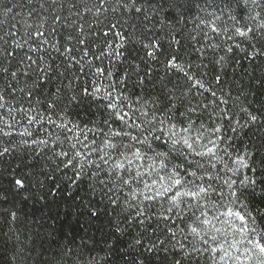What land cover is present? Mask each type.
Segmentation results:
<instances>
[{"label":"trees","instance_id":"1","mask_svg":"<svg viewBox=\"0 0 264 264\" xmlns=\"http://www.w3.org/2000/svg\"><path fill=\"white\" fill-rule=\"evenodd\" d=\"M137 6L145 11L122 9L117 0L103 5L101 0H0V56L4 49L18 53L17 59L26 53L33 59L42 55L46 69L39 73L43 88L34 86L38 72L35 64L28 68L27 59L20 70L29 76L13 79L0 73V153L8 149L0 156V264H175L193 246L201 252L215 246L231 253L221 261L220 251L215 264L264 261L237 230L240 221L224 215L229 208L250 212L255 226H264V54L252 46L264 36L259 29L264 0H138ZM237 27L253 32L242 37L235 34ZM54 44L72 51L61 55ZM37 45L41 52H28ZM172 57L174 67L167 63ZM52 94L56 106L49 109ZM109 102L127 113L128 125L140 127L116 120ZM122 128L147 142L111 135ZM169 129L191 137L200 151L212 147L210 140L216 142L215 156L202 162L210 174L218 173L216 188L223 194L201 199V207L186 211L187 225L175 216L167 224L151 220L142 225L132 219L136 205L144 206L140 202L149 189L162 192L169 186L177 162L173 154L164 167L163 158L155 155L167 151ZM127 143L133 146L125 148ZM137 149L139 156L134 155ZM76 153L73 168L68 161ZM238 156L246 157L249 167L233 176L229 169L236 167ZM115 163L124 165L116 175L127 178V186L109 182ZM97 164L103 171L94 177ZM244 176L260 183L247 189L253 195L232 203L227 181L237 180L234 188L244 191L239 184ZM22 177L27 178L23 188L15 184ZM129 190L136 193L135 201L128 199ZM110 197L120 206L110 204ZM160 206L168 207L163 196ZM201 213L209 223L196 221ZM191 227L199 235L191 234ZM212 255L203 253L199 264H214Z\"/></svg>","mask_w":264,"mask_h":264},{"label":"snow or ice","instance_id":"2","mask_svg":"<svg viewBox=\"0 0 264 264\" xmlns=\"http://www.w3.org/2000/svg\"><path fill=\"white\" fill-rule=\"evenodd\" d=\"M55 2V0H53ZM105 0H101V4L103 5ZM29 3H31V0H29ZM118 5L122 9H131L134 10L135 13H142L145 11L143 7H138L137 3L138 0H117ZM253 3H255V0H253ZM8 11H12L11 8L8 9ZM55 19H59V17H56ZM115 27V25H112L109 28V32L112 31V29ZM259 29L264 32V24L259 25ZM253 32V29H247V31H241L239 27L235 29V34L242 36V37H248L250 33ZM109 33L105 32L104 35L107 36ZM37 35L43 37L44 33L40 32L37 33ZM113 35L115 33L113 32ZM73 37L69 36L67 39L71 40ZM0 39H4L3 37H0ZM255 39V37H253ZM6 42V41H5ZM41 43H47L46 40L41 41ZM78 43L83 45L85 44L84 39H78ZM254 48L259 47L260 53L264 54V36L261 37V39L256 43L252 45ZM21 45L17 44L16 48H20ZM147 47V46H145ZM53 48L60 52L61 55H64V53H70L72 49L70 48H63V50L60 47H57L55 44L53 45ZM229 51H232L231 48L228 49ZM40 45H37L35 48L29 47L28 52H41ZM88 53L85 52L84 55L86 56ZM119 55V53H117ZM149 55H153V53H149ZM18 53H16L13 50L4 49V55L0 56V73L2 74H11V77L13 79H16L18 76H29V72L27 70H24L21 72L20 65L23 64L24 59L28 60V68H31L33 64L36 66V70L38 72L37 81L34 82V86L37 88H43L45 81L42 80L39 73H42L46 71V69L42 68V62H43V56L37 57L36 59H33V57L29 54H25L24 57L17 59ZM176 58L172 57V59L168 60L167 63L170 66H175L174 60ZM13 64H15V67H13ZM97 72L100 74L104 73L103 69L97 68ZM7 87H12L11 84L7 85ZM97 91H99L97 89ZM85 95L88 94V90L84 89ZM53 95V101L49 102L47 107L49 109L54 108L55 105V99L56 94ZM3 95H0V100H3ZM72 99H76V97H73ZM0 107H3V104H0ZM108 108L112 110V114L115 116L116 120L120 121L122 124L126 125L127 127H137L139 128L140 125L133 122L131 125H128V122L126 121L125 117L127 116V113H121L118 110V105L114 102H109L107 105ZM26 115V114H25ZM146 115V114H145ZM183 115V114H181ZM29 121L31 122V117H28ZM171 118H169L170 120ZM251 120L254 122L256 120L255 116H251ZM51 122V121H50ZM161 124V136L164 134V127L165 124L164 120L159 121ZM61 128L64 127V125H60ZM172 128H175V125H172ZM183 132L188 133L190 132V128H183ZM215 131H220L219 128L215 129ZM233 131H236V129H233ZM9 133H5V135H8ZM111 135L113 137H122L127 138L129 141H132L134 143L138 144H145L147 142V137L144 139H141L140 136L133 135L132 132L128 130H124L123 128L121 131H112ZM154 139H160V137H153ZM191 141V142H190ZM123 142V141H121ZM40 143H44V141H40ZM209 144L212 145V147H208L207 145L204 146V150L200 151L196 148V141L192 140L191 137H180L178 133L173 131L172 129L168 130V141L166 143L167 151H160L156 152L155 155L158 157L163 158L164 167H167V162L170 160V158L173 157V154H175L176 163L172 164L171 172L168 175V179L170 181L169 186L163 187L162 192L156 191L155 193H151V189H149V194L144 195V201L140 202L143 203V207L139 206V203L136 205L135 208V216L132 218L133 221L138 220L140 224H144L145 221H151L155 220L157 223L164 222L168 223L169 221L173 220V216H175L176 221H179L181 224L187 225L188 220L190 217L186 215L187 212H191L192 208L195 206L196 208L201 207L199 204V201L201 199L204 200H211L213 196H221L223 194V189L218 192L216 188V181L218 180V173L217 175H212L208 172L207 168H205V164L202 162L205 157H212L215 156L214 148L216 142L214 140H210ZM110 148L116 149L118 148V145L116 144H109ZM133 145L132 143L124 144L125 148H131ZM148 148L151 149L152 145L148 143ZM159 147V145H158ZM8 152V149L5 148L3 153H0V156L6 154ZM61 156L67 157L66 152H61ZM134 155L139 156L140 155V149H137ZM79 156V153H76L71 159H69L68 164L71 165L73 168L76 167L75 160L76 157ZM191 157V158H189ZM199 157V159H197ZM247 158L244 156H238L237 159L234 161L236 164L235 168L229 169L232 172L233 176H237L239 174V170L241 168H248L249 164L246 162ZM102 162L104 164H107V160H104L102 158ZM89 163H92V161H89ZM131 163V161H129ZM67 167V165H66ZM212 167H215V164L212 165ZM120 169H124V165L120 163H115L110 172L108 173L109 176V182L115 187L117 183L127 186L129 183V180L123 176H117V172ZM127 170V169H125ZM103 171V168L101 165H96V170L92 173L94 177L99 176V172ZM83 172V165H81V173ZM79 176V174H78ZM26 177H22L20 179L15 180V184L21 188L24 187L26 182ZM132 179H135L134 177ZM161 179H164L161 177ZM39 183V181H37ZM101 184H105L106 182L104 180H100ZM260 181H257L254 178L244 176L243 178L239 179V184L241 188L244 189V191H241L240 189L234 188V186L237 184V180L229 179L227 181V187L230 190L229 196L233 197L234 199L231 201L232 203H236L240 200L242 196H251L253 195L252 192H247V189L249 187L255 188L257 184H259ZM146 188H148V185H145ZM181 189H184L181 191ZM112 189H110L111 191ZM174 191V195H171L169 197V193H172ZM163 196L164 200L168 203V207L164 208L163 206L157 207V205L160 203V198ZM187 198V199H185ZM129 200L135 201L136 200V193L129 190ZM193 201H196L197 203L193 205ZM110 204H114L117 207H119L118 199L115 197H110L109 201ZM185 204L186 208H182L181 205ZM132 204H127V207H132ZM246 207V206H245ZM90 211V215L95 216L96 212ZM194 215V213H193ZM203 213H201V217H196V221L198 223L207 224L209 221L206 219H203ZM224 215H227L229 217H235L240 221V228L237 229L238 231H241L247 243L251 246L252 251H258V253L261 255V257H264V226H261L260 229H258L256 225V217L252 215L250 212H242L240 210H236L234 208H229ZM260 219L264 220V213L260 214ZM249 222H251V227H249ZM190 227V225H189ZM118 228V226H117ZM183 231V229H181ZM191 234L193 235H199L197 232L196 227H191ZM175 233H172V238H175ZM259 237V238H256ZM211 240L213 242L216 241V237H211ZM137 244L140 243L139 240L136 241ZM179 243V242H177ZM230 247H234V245H230ZM181 251L183 250V245L180 246ZM151 250V249H149ZM220 251L224 252V255L220 256V260L223 261L226 257H230L231 253H229L226 249H218L215 246H209L205 247L203 251L196 249L195 246H193V249L191 252H183L182 258L180 260L175 261V264H185V261H190L191 264H199V257L203 255V253L208 254H215L212 255V260L215 264L216 256L220 254ZM245 251H249V249H245ZM193 253H197L196 256L193 255ZM262 264H264V261H262Z\"/></svg>","mask_w":264,"mask_h":264}]
</instances>
